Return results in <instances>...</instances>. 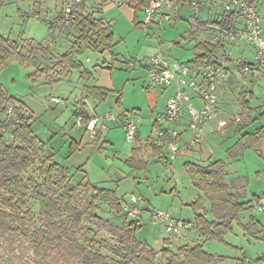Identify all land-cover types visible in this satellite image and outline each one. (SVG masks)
<instances>
[{"label": "rangeland", "instance_id": "374dc122", "mask_svg": "<svg viewBox=\"0 0 264 264\" xmlns=\"http://www.w3.org/2000/svg\"><path fill=\"white\" fill-rule=\"evenodd\" d=\"M69 1L4 0L0 8V35L16 41L22 48V53L30 55V52L33 51L34 55L30 59L12 58L0 67V90L4 95L15 97L25 104L28 115L33 116L31 127L33 135L39 142L47 145V154H51V146L56 147L54 152H57L59 161L69 157L75 140L84 138L89 141L90 135H92V132L86 131L85 126L77 127L80 121L77 118V113L80 112L82 106L85 107L89 115L97 114L95 115L97 118L107 114L120 117L122 111L134 107L141 108L143 113H139L138 127H141L145 141L149 138H152L153 142L156 141L158 128L152 127L154 120L149 114L148 101L141 92L143 91L142 81L146 78L147 73L143 67L145 65L141 63H145L147 59L158 53L169 55L171 58L183 62L193 60L196 54V38L204 35L201 31L193 34L197 27L191 20L193 12H186V10L183 12V16L187 20L178 17L175 24L173 22L164 23L161 28L152 26L145 30L141 24L145 20L144 12L140 11L136 15L134 7L129 3L123 1V4L119 5L118 0L109 2L86 0L89 12L94 11L96 18L109 22L115 35V46L111 50L100 53L89 45L80 43L72 27L57 25L54 22L62 14L64 6ZM248 52L250 54L249 49ZM67 54H71L75 58L78 66L70 67L69 63L64 62L63 67H70L67 72V69L64 70L66 72L64 73L63 68L57 65L60 59ZM249 54L244 59L254 62V58H251ZM129 62L136 63V68H129ZM84 71L93 74L89 82L86 78L88 75L85 74L84 77ZM238 76L239 85L234 90L235 95L231 94L233 102L229 108H225V113L235 114L240 111L239 108L243 102L241 94L244 92L239 87L243 77ZM262 80H264L263 77H261ZM91 82L110 91L105 102H97L87 96L86 85ZM251 86L249 85L250 88ZM253 87V94L249 95L248 100L255 107V105H260L264 99V84L260 82ZM83 99L88 101L84 102ZM161 100H159L156 112L160 108H164L165 102ZM221 107L224 110V106ZM263 108L264 106L260 112L264 110ZM235 115L233 116L234 120L230 119V121L237 126L240 121L243 122L245 116L241 118L239 115ZM237 117H240L241 120L235 121ZM5 118L6 116L0 113V119L4 120ZM261 124L264 125V121L257 120L252 129L261 126ZM12 131L13 129H10L6 132L8 144L13 141ZM124 135L126 137L125 130ZM222 135L221 131H216L211 142L212 150L215 153L213 159L217 160L223 157L227 163H230L233 159L242 158L237 155L225 154L223 145L228 143L229 138ZM133 147L134 142L124 141L121 155H116V157L110 153L102 154L100 152L96 156L100 160L103 159V163L107 159L110 160V164L111 160L114 161L111 169L118 174L114 177V184L109 187L117 190L123 208L131 196L141 197L143 202L138 205V213L133 219L124 210L118 214L114 209L103 204L99 215L109 225L102 224L101 227H98L92 224L87 217H84L83 225H90L89 227L93 229V233L88 234L86 238L104 243H98L96 246L89 245L92 251H99L108 261L118 260L114 249L116 238L112 229L121 226L124 220L129 219L139 221L141 228L137 237L145 240L155 251H161L166 247V239H170V248L173 251H177L179 247L186 244L194 246L202 242L205 250L221 260L220 264L264 263V228L253 226L247 229L245 227L252 220L260 221L264 226V209L261 213H254L251 209L242 211L239 219L232 224V229L222 239L204 241L200 231L196 228L185 230L180 237L170 236L164 227L156 226L151 220V214L158 210L168 211L177 219L195 223L196 212L192 205L200 197L208 211L206 217L212 220L210 203L207 198L203 197V193L193 185L185 170L188 158L180 156L177 157L178 160H172L168 154L167 157L170 159L168 160H172V164L169 165L164 157L157 160L156 157H145L143 154V160L148 163V168L136 171L128 167L126 161L124 163L120 161V159H128ZM149 151L150 155L153 151ZM254 153L248 152L244 160L238 161L241 170L243 168L250 169V166L256 162L258 155ZM126 154L128 155L126 156ZM75 157H78L77 161L81 165L86 160L84 154H77ZM114 157L116 159L113 160ZM191 161L195 162L192 159ZM38 165L37 162L35 166H32L24 174V178L33 177L39 184H43V180L38 177L36 171ZM76 167H69L72 176L66 174L65 181L61 180V176L56 178L58 191H61L65 186L72 187L86 182L78 181L81 176L76 174L80 166ZM228 170L232 173L238 172L235 166H231ZM250 180L253 183L251 184L253 192L258 193L259 188L264 191V173L261 185L255 186V172L251 175ZM75 197L77 200V196ZM259 207H264V205ZM29 209L31 215L38 221L37 227H40L39 204L35 200H30ZM256 210L259 211L257 207ZM70 213L71 211H65L64 216ZM78 240L83 242L84 238L79 236ZM35 245L32 241L20 237L13 242L0 239V264H32ZM261 261L263 262L261 263Z\"/></svg>", "mask_w": 264, "mask_h": 264}, {"label": "trees", "instance_id": "16d2710c", "mask_svg": "<svg viewBox=\"0 0 264 264\" xmlns=\"http://www.w3.org/2000/svg\"><path fill=\"white\" fill-rule=\"evenodd\" d=\"M122 1L134 7L136 15L142 6L149 2V0ZM184 1L186 0H178L176 4L179 12L186 9L182 5ZM3 2L4 0H0V8ZM213 7L205 8L211 10ZM203 8L204 6L200 13ZM237 17L236 10L223 11V14L213 20L211 25L230 29L236 25ZM70 27L75 30L80 43H85L100 53L111 50L116 44L111 24L96 18L94 11L89 12L87 1L80 6L76 21ZM21 50L16 41L0 35V67L12 58L30 59L34 55L33 51L28 55ZM223 50L224 46L221 44L199 42L195 47L196 54L193 61L202 62L213 58ZM64 62L69 63L70 67L78 66L71 54L64 55L57 65L62 67L63 71L67 69V72L70 67H63ZM83 73L84 77L88 75L86 77L88 79L92 77L91 72ZM87 92V96L97 102H105L110 93L108 89L100 86H87ZM243 103L249 112L243 122L240 121L236 127L240 138L234 146L242 153L239 154L235 148L230 149L233 156H241L246 149L254 148L264 138L262 124L250 131L247 130L252 128L257 120L264 121V112L257 116L256 109L250 108L248 100H244ZM10 107L15 110V119L8 116ZM0 113L6 116L4 120L0 119V239L13 242L20 237L35 243L32 264H220L221 260L205 250L202 242L194 246L186 244L173 251L170 248V239H166V247L161 251H155L145 240L137 237L141 228L139 221L129 219L124 220L121 226L112 229L116 238L114 249L118 260L108 261L99 251H92L89 245L104 243L86 238L88 234L93 233V229L89 227L90 225H83L84 217L98 227L102 224L109 225L104 222L99 212L102 204L108 205L118 214L123 212L117 190L86 181L72 187L65 186L58 191L56 178L61 176V180L65 181L66 174L71 175V173L66 167L57 163L53 155L47 154L46 144L39 142L33 135L31 129L33 116L28 115L25 104L15 97L4 95L0 90ZM77 118L86 129L94 120L83 106L77 113ZM10 129H13V141L8 144L6 132ZM95 132L94 138L100 139L101 130ZM147 141L153 143L152 138ZM135 143L133 156L126 161V165L136 171L147 169L148 163L139 158L142 147L139 145L138 136L135 138ZM37 162L39 165L36 171L43 184H39L33 177L24 178V174ZM185 167L192 176L193 185L209 201L213 214V219L209 220L202 199L195 201L192 205L196 212L195 228L200 231L204 241L222 239L232 229V224L239 219L248 202L243 201L240 193L233 190L234 186L227 182V173L222 161H211L205 165L187 162ZM30 200H35L40 206V227H37L38 221L31 215ZM65 211L71 213L64 216ZM253 226L264 228L255 220L250 221L245 227L249 229ZM79 236L84 238L83 242L78 240Z\"/></svg>", "mask_w": 264, "mask_h": 264}, {"label": "built area", "instance_id": "2783aa9c", "mask_svg": "<svg viewBox=\"0 0 264 264\" xmlns=\"http://www.w3.org/2000/svg\"><path fill=\"white\" fill-rule=\"evenodd\" d=\"M86 0H70L63 8L62 14L54 21L57 25L71 26L75 23L77 12ZM119 5L123 4L118 0ZM178 0H149L147 5L140 11L145 14V20L141 24L145 30L152 26L161 27L164 23L172 22L176 16L181 15L176 4ZM221 4L224 12L237 11L238 17L233 28L226 29L207 25L215 31L214 44L225 47L248 44L253 51L254 62L239 61L242 73H251L254 70L264 68V28L258 6L253 0H186L182 5L191 9L197 16L201 8H212ZM197 26H203L201 22L192 19ZM206 26V25H204ZM224 50L217 56L203 60L202 62H183L173 59L163 53L147 59L145 83L150 89L170 88L173 94L167 101L164 113L157 116L155 123L157 130L156 142L166 149L170 159H176L184 148L194 149L204 141L207 125L219 116V93L220 88L228 75V63L230 61ZM129 68H135L136 63L130 62ZM8 116L15 119L13 107L8 110ZM108 121L116 122L118 119L113 115L106 117ZM187 121L190 137L184 140V131L174 127L180 121ZM100 120H93L88 129L94 137L95 124ZM139 117L132 115L125 119L124 127L126 139L134 141L138 134ZM237 121H240L238 119ZM81 124V120L79 121ZM227 127L226 121L219 122V129ZM143 202L141 197L131 196L123 208L124 212L134 218L138 213L137 207ZM262 211L264 207H257ZM151 220L156 226H162L170 236H182L185 230H193L195 223L175 218L165 210L154 211Z\"/></svg>", "mask_w": 264, "mask_h": 264}, {"label": "crops", "instance_id": "0c3cea01", "mask_svg": "<svg viewBox=\"0 0 264 264\" xmlns=\"http://www.w3.org/2000/svg\"><path fill=\"white\" fill-rule=\"evenodd\" d=\"M256 2L257 6H258V11L260 14V17L262 19V26L264 28V0H253ZM186 10V12L191 11L190 9H184L183 11H181V15H178V17H181L183 20H187V18H185L183 16V12ZM223 14V8L221 5L217 4L213 7V9L209 10L206 9L205 7L202 9V13L198 14L196 17H194V12L192 13V18H195L196 20H198L199 22H201L203 24V26H197L195 29V32H193V34H195L197 31H201L204 35L203 37L199 36V38H196V44L199 42H205V41H209L211 43H213V39L215 37V31H212L210 27H208L207 25H211V22L215 19H217L218 17H220ZM203 16H205V18H203ZM176 17V18H178ZM176 18L172 21L173 23H176ZM171 23V22H170ZM174 23V24H175ZM206 25V26H204ZM212 26V25H211ZM161 28V27H159ZM248 49L250 50V54L248 52ZM224 52L230 56V61L228 63V75L226 80L224 81L223 85L220 88V93H219V116L217 119L213 120L212 122H210L206 129H205V136H204V141L202 142V144L194 149H182L178 155V158L180 156H184L186 158H188L187 162L190 163H198V164H202L205 165L211 161H217L220 160L223 162L227 176H226V180L227 182H229L231 185L234 186V189L236 192L240 193V195L242 196L243 201L248 202V204L246 205L245 209H251L254 213H261L263 211H257L256 207L260 206V205H264V191L263 190H257L258 193L253 192V188H251V184H253L250 180L251 175L254 174L255 172V186H259L261 185V183L263 182L262 180V175L264 173V138L259 141V143L257 145H255L254 148H248L246 149L243 154L240 156L242 158L240 159H233L232 162L227 163L225 158H219L217 160L213 159V157L215 156V153L212 150L211 147V142L214 139V135L215 132L217 131H221L222 132V136H226L227 138H229L228 143L226 145H223L225 148V154H231V152L229 151L230 149H234L238 150L237 147H234L236 142L238 141V139L240 138V134L238 132H236V125H233V123H231V120H234V115L237 116L239 115L241 118L248 115L249 109L246 108L244 106V100H248L249 95L253 94L254 91V85H258L260 82H262L264 84V80L261 81V77L264 78V68H260L258 70H254L251 73L248 74H244L242 73L240 66H239V61L244 60V61H248L246 59H244L248 54L251 56H253V51L251 49V47L246 44V43H241L238 45H233V46H227L224 48ZM169 56V55H166ZM170 57V56H169ZM174 59V58H173ZM194 60V59H193ZM192 61V60H191ZM146 70V67L143 66ZM136 68V67H135ZM135 68H131V69H135ZM93 75V74H92ZM241 75L243 77L242 79V83L239 86L242 90V92H244L243 94H241V98H242V105L240 106L239 110L237 113L232 114L229 112L225 113V108H229V105L232 104L233 102V98L231 96L235 95V88L239 85V76ZM248 77V78H247ZM92 79V77L90 78ZM90 79H88V82L90 81ZM92 81V80H91ZM143 85V96L145 99H147L148 103L147 105L150 108V117L151 119H153V124L152 127L154 128L156 126L155 120L157 118L158 115L164 113L165 109H166V105H167V101L168 99L171 97V95L173 94V89L170 88H158V89H150L147 87L146 83H145V79H143L142 81ZM248 85V86H247ZM249 85H252L251 88L249 87ZM86 86H98L96 84H93V82H91L90 84H87ZM264 89V88H263ZM264 96V95H263ZM164 100V108H160V110L158 112H156V109L159 107V100ZM161 100V101H162ZM262 103L258 106L255 105L252 106L250 101H249V105L250 108L252 109H256L255 115H259L261 113L264 112V110L262 112H260L262 106H264V99H262ZM84 102H87V99H83ZM163 103V102H162ZM221 106H224V110L222 109ZM254 107V108H253ZM261 107V108H260ZM264 109V108H263ZM139 113H143L141 108H132V109H128L126 111H122L121 114L119 115L120 117H117V121L116 122H111L108 121L106 119V117L108 115H113V114H107L105 116L99 117L98 119L100 120L98 123L95 124V131L101 130V137L100 139H95L92 135H90V139L89 141H86L84 138H80V140H75V143L72 146V150L70 151V155L69 157L60 159V161L58 160V154L56 155V153L54 152L55 148L54 146H51V155H53V159L61 164L62 166L66 167V169H68V171H70L69 167H73L75 168L76 166H80V169L78 170L76 175L81 176V178H78V181H90L91 183H98L104 186H111L112 184H114V177L115 175H117V172H113L112 171V164H114V161L111 160V164H110V160H104L105 162L103 163V159L100 160L98 158H96L97 155L100 154V152H102V154L105 153H110L113 154L114 156L116 155H121L122 150H123V146H124V141L127 142H134V147L136 146L135 140L134 141H128L124 135V122L125 119L128 118L129 116L132 115H138L139 120H140V115ZM239 113V114H238ZM97 115V114H95ZM93 115L94 120L97 118V116ZM114 116V115H113ZM240 117H237L235 119V121H237L238 119L241 120ZM226 121L227 122V127L223 130L219 129V122L220 121ZM139 122V121H138ZM77 127H84V125L82 124H77ZM174 127H178L179 130L184 131V140H188L190 137V132L188 130V123L187 121L183 120L180 121L178 123L175 124ZM254 127V126H253ZM252 127V128H253ZM86 128V127H85ZM141 127H138V138L140 139V146L142 147V154L139 156V158L143 159V154H145V157H156L157 160L162 159L163 157L166 158V162L167 164L171 165L172 164V160L169 161L170 159L167 157V151L164 147L159 146L157 144L156 141H154L153 143H149L147 141L144 140L142 132H141ZM252 128H248L247 130H252ZM86 131L88 132H92L90 129H86ZM224 132V133H223ZM93 133V132H92ZM222 146V147H223ZM133 147V148H134ZM132 148V150H133ZM46 149H47V145H46ZM149 150H152L153 152L149 155ZM99 152V153H97ZM148 152V153H147ZM237 152H239V154H241V150H238ZM248 152H255V155H258V157L256 156V162L250 166V169H245L243 168V170H241L238 164V161H242L245 159V157L247 156ZM77 154H84L85 155V161L84 163L81 165L78 161L77 158L75 157ZM128 154H126L127 156ZM149 155V156H148ZM133 156L132 152L130 153V155L128 156V159H130ZM199 157V158H195V157ZM117 157V156H116ZM73 159V160H72ZM116 159L115 157L113 158V160ZM127 158L125 160H121V162H125L128 160ZM169 159V160H168ZM194 160L195 162L191 161ZM174 160H178L177 158ZM109 162V163H108ZM231 166H235L236 170H238L237 173H232L230 172V170H228V168H230ZM77 168V167H76ZM245 169V170H244ZM185 170L187 172V169L185 167ZM253 170V172H251ZM81 171V172H80ZM251 172V173H250ZM187 174L189 175L191 181H192V177L191 175L187 172ZM75 177V176H74ZM110 188V187H109ZM113 189V188H112ZM263 191V192H262ZM261 194V195H260ZM202 199V197H200ZM199 198V199H200ZM203 201V199H202ZM261 225L262 223L260 221H258ZM197 231V230H196ZM201 235V234H200ZM204 239V237H203ZM263 261H261L262 263ZM240 263V262H239ZM240 264H243L242 262ZM264 264V263H263Z\"/></svg>", "mask_w": 264, "mask_h": 264}]
</instances>
